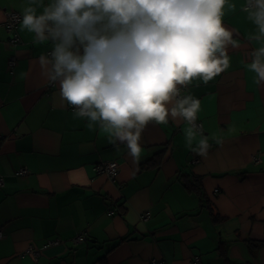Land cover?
Segmentation results:
<instances>
[{"label":"crops","instance_id":"crops-1","mask_svg":"<svg viewBox=\"0 0 264 264\" xmlns=\"http://www.w3.org/2000/svg\"><path fill=\"white\" fill-rule=\"evenodd\" d=\"M48 2L0 0V264H189L194 255L201 264H264V81L249 66L260 45L249 40L256 26L246 0L225 6L223 24L238 44L228 47L230 67L184 88L200 101L192 144L207 138V153H193L189 124L169 118L144 128L138 161L47 81L38 60L50 42L34 45L20 21L21 42H5L8 11L22 18L30 3L39 14ZM113 160L116 177L94 170Z\"/></svg>","mask_w":264,"mask_h":264},{"label":"clouds","instance_id":"clouds-1","mask_svg":"<svg viewBox=\"0 0 264 264\" xmlns=\"http://www.w3.org/2000/svg\"><path fill=\"white\" fill-rule=\"evenodd\" d=\"M225 6L237 7L231 0H49L39 14L26 6L20 24L34 45L51 43L38 60L42 74L58 83L76 116L89 128L99 125L138 161L144 128L169 118L189 124L193 153L210 148L207 138L192 144L200 101L182 89L230 67L228 47L238 44L223 24ZM242 10L256 26L249 40L260 45L249 66L264 81V0H246Z\"/></svg>","mask_w":264,"mask_h":264},{"label":"built area","instance_id":"built-area-1","mask_svg":"<svg viewBox=\"0 0 264 264\" xmlns=\"http://www.w3.org/2000/svg\"><path fill=\"white\" fill-rule=\"evenodd\" d=\"M21 19V16L19 13L17 12H13V11H8L5 15V19L3 22V26L6 29V31L8 32L9 36L7 38V40L5 41L7 43L8 46H10L11 48L16 47L20 42V37L19 34L17 33V27H18V23ZM49 52H47L48 54ZM9 65L12 67L15 63V57L12 56L9 58L8 60ZM52 84V83H50ZM182 95H185V89H182ZM68 106L70 108H72L73 110L75 109V106H71L68 104ZM196 124L198 125V132H202V124L201 122L198 120V118L196 119ZM253 160L254 162H258L259 158L256 155H253ZM198 160H195L194 162H197ZM94 170L96 171V173L98 174H105L106 176H108L110 179L116 177L118 170H119V164L117 161L113 160V161H108V162H100L97 163L94 166ZM19 174H26L27 170L24 168H21L18 172ZM3 184V179L0 178V186ZM108 214H112V212L109 210ZM149 217L148 213H145L143 215H141V219L145 220ZM2 237V230L0 229V238ZM82 237L78 236L77 238V242L81 241ZM56 240H49L47 241V245L50 244H54L56 243ZM26 252H28L33 258H36L39 254V250L33 246L30 245L27 249ZM152 262V264H157L160 263L159 261H157L156 259H151L150 260ZM189 264H201V260H200V256L199 255H194L193 258L190 260Z\"/></svg>","mask_w":264,"mask_h":264},{"label":"trees","instance_id":"trees-1","mask_svg":"<svg viewBox=\"0 0 264 264\" xmlns=\"http://www.w3.org/2000/svg\"><path fill=\"white\" fill-rule=\"evenodd\" d=\"M185 184H186V186L188 187V188H190V189H194V186H192L189 182H185ZM1 186H3V185H1ZM0 186V187H1ZM110 211H112V210H110ZM107 213H108V211H107ZM216 219H214V220H218V217L216 216L215 217ZM125 239V238H124ZM126 239H128V238H126ZM123 240V239H122ZM253 244H258V245H260V243H256V242H248L247 243V247L248 248H250L251 246H253Z\"/></svg>","mask_w":264,"mask_h":264}]
</instances>
